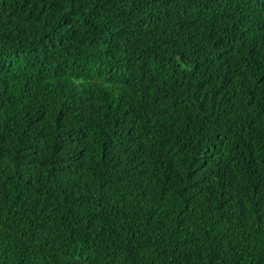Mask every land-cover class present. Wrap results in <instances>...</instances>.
<instances>
[{"label": "trees", "instance_id": "trees-1", "mask_svg": "<svg viewBox=\"0 0 264 264\" xmlns=\"http://www.w3.org/2000/svg\"><path fill=\"white\" fill-rule=\"evenodd\" d=\"M0 264H264V0H0Z\"/></svg>", "mask_w": 264, "mask_h": 264}]
</instances>
